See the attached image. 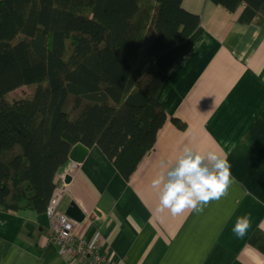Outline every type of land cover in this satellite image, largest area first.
Segmentation results:
<instances>
[{
    "label": "crops",
    "instance_id": "0c3cea01",
    "mask_svg": "<svg viewBox=\"0 0 264 264\" xmlns=\"http://www.w3.org/2000/svg\"><path fill=\"white\" fill-rule=\"evenodd\" d=\"M183 7L200 16L202 33L165 72L157 99L169 119L155 145L129 180L98 146L80 164L68 157L59 208L75 203L85 215L75 237L100 234V253L119 264H264V10L249 33L251 22L240 20L244 4L232 11L212 0H183ZM185 144L223 150L236 182L202 211L160 213L152 180L159 161H175ZM103 199L109 202L96 226ZM245 214L251 227L238 238L232 229ZM48 224L47 212L0 209V264H82L59 255Z\"/></svg>",
    "mask_w": 264,
    "mask_h": 264
},
{
    "label": "trees",
    "instance_id": "16d2710c",
    "mask_svg": "<svg viewBox=\"0 0 264 264\" xmlns=\"http://www.w3.org/2000/svg\"><path fill=\"white\" fill-rule=\"evenodd\" d=\"M212 1L244 4V23L264 10ZM201 33L183 0H0V209L47 212L78 143L129 180L169 119L157 99L165 72Z\"/></svg>",
    "mask_w": 264,
    "mask_h": 264
},
{
    "label": "clouds",
    "instance_id": "9594fccd",
    "mask_svg": "<svg viewBox=\"0 0 264 264\" xmlns=\"http://www.w3.org/2000/svg\"><path fill=\"white\" fill-rule=\"evenodd\" d=\"M162 170L152 180V188L159 194L158 212L170 211L172 216L185 212L202 211L203 206L225 196L231 184L236 182L231 173L228 154L223 150L199 151L185 144L175 161H159ZM258 203H261L257 199ZM251 227V216L237 218L233 233L243 238Z\"/></svg>",
    "mask_w": 264,
    "mask_h": 264
},
{
    "label": "built area",
    "instance_id": "2783aa9c",
    "mask_svg": "<svg viewBox=\"0 0 264 264\" xmlns=\"http://www.w3.org/2000/svg\"><path fill=\"white\" fill-rule=\"evenodd\" d=\"M66 188L67 185L59 178L47 209L49 215L48 237L50 241L59 246V255L75 258L82 264H119L100 253L98 249V243L101 240L100 234L91 233L83 238L75 237L74 231L78 221L59 208L62 200L59 192L64 194Z\"/></svg>",
    "mask_w": 264,
    "mask_h": 264
},
{
    "label": "water",
    "instance_id": "95a60500",
    "mask_svg": "<svg viewBox=\"0 0 264 264\" xmlns=\"http://www.w3.org/2000/svg\"><path fill=\"white\" fill-rule=\"evenodd\" d=\"M260 22H261V15L258 13L255 15V17L251 21L248 32L249 33H255L256 28L260 24ZM87 153H88V147H86L85 145H83L81 143H78L72 148L68 157H69V160L80 164L83 162ZM62 182L66 185L69 184L70 179H69L68 175H66L62 179ZM108 202H109L108 200L103 199L101 201V203L98 205V207L95 209V211H94V223L96 226L101 223V220H102L101 213L104 210V208L107 206ZM66 213L71 215L77 221H82L85 217V215L80 211V209L77 207V205L75 203H70L68 209L66 210Z\"/></svg>",
    "mask_w": 264,
    "mask_h": 264
},
{
    "label": "rangeland",
    "instance_id": "374dc122",
    "mask_svg": "<svg viewBox=\"0 0 264 264\" xmlns=\"http://www.w3.org/2000/svg\"><path fill=\"white\" fill-rule=\"evenodd\" d=\"M28 93H29V88L28 87H23V88H19V89L15 90L13 93H11L10 96L12 98H18V97H23V96H25ZM14 156H15V152L14 151H8V152H4L1 155V159H2V161L8 163ZM63 167H64V165L61 167V169L59 171L58 178H57V181H56V186H57V183H58V179L60 178V180H61L67 175V174H65V172H63V170H62ZM55 189H56V187H55ZM54 193H55V191H54Z\"/></svg>",
    "mask_w": 264,
    "mask_h": 264
},
{
    "label": "bare ground",
    "instance_id": "6f19581e",
    "mask_svg": "<svg viewBox=\"0 0 264 264\" xmlns=\"http://www.w3.org/2000/svg\"><path fill=\"white\" fill-rule=\"evenodd\" d=\"M72 150V149H71Z\"/></svg>",
    "mask_w": 264,
    "mask_h": 264
}]
</instances>
